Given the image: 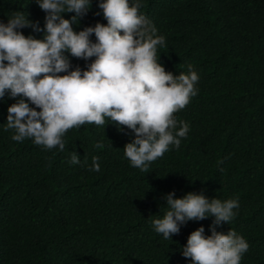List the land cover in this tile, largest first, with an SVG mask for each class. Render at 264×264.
Returning a JSON list of instances; mask_svg holds the SVG:
<instances>
[{
    "label": "trees",
    "instance_id": "16d2710c",
    "mask_svg": "<svg viewBox=\"0 0 264 264\" xmlns=\"http://www.w3.org/2000/svg\"><path fill=\"white\" fill-rule=\"evenodd\" d=\"M99 2L91 0L74 31L107 24ZM140 2V13L165 39L158 62L174 75L187 74L191 64L199 76L197 95L175 113L189 125L186 137L148 172L125 156L134 133L107 117L105 126L68 130L64 149L49 150L5 131L16 102L6 92L0 98V264H191L181 249L201 226L210 235L214 217L188 221L165 240L153 221L169 210L164 197L173 191L174 198L203 191L209 199H237L233 219L217 231L231 228L247 241L240 264H264V0ZM16 12L43 29L46 13L36 0H0V22ZM90 39L95 42L94 34ZM65 54L73 69L91 63ZM74 151L78 164L70 163ZM93 157L99 172L89 170Z\"/></svg>",
    "mask_w": 264,
    "mask_h": 264
},
{
    "label": "clouds",
    "instance_id": "9594fccd",
    "mask_svg": "<svg viewBox=\"0 0 264 264\" xmlns=\"http://www.w3.org/2000/svg\"><path fill=\"white\" fill-rule=\"evenodd\" d=\"M36 3L46 13L43 29L22 12H16L7 24L0 22V98L7 92L16 100L8 107L5 128L15 130L12 139L31 138L46 149L62 151L68 130L84 124L105 126L107 117L118 128L134 133L123 149L130 164L142 172H148L149 164L169 146L179 148L189 125L177 121L175 113L197 95L199 76L191 64L187 74L174 75L158 62L157 48L165 39L140 13V0L131 4L100 0L98 7L107 24L98 22L79 32L72 25L87 13L91 0ZM66 12L75 15L65 19ZM26 27L43 31L44 38L18 31ZM93 34L95 42L90 39ZM65 53L91 63L84 70L73 69ZM79 162L74 151L70 163ZM89 170L100 171L97 157ZM174 197V191L164 197L169 210L153 221L155 231L168 240L188 221L214 217L210 235H205L203 226L190 233L181 249L183 257L191 264H240L249 248L247 241L231 228L226 234L217 231V226L233 219L238 200L209 199L203 191Z\"/></svg>",
    "mask_w": 264,
    "mask_h": 264
}]
</instances>
